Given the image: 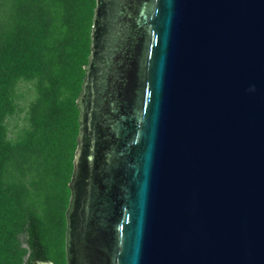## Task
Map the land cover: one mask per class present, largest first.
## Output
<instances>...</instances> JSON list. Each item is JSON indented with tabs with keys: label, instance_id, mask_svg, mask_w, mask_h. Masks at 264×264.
<instances>
[{
	"label": "water",
	"instance_id": "1",
	"mask_svg": "<svg viewBox=\"0 0 264 264\" xmlns=\"http://www.w3.org/2000/svg\"><path fill=\"white\" fill-rule=\"evenodd\" d=\"M78 105L66 264H264V0H96Z\"/></svg>",
	"mask_w": 264,
	"mask_h": 264
},
{
	"label": "trees",
	"instance_id": "2",
	"mask_svg": "<svg viewBox=\"0 0 264 264\" xmlns=\"http://www.w3.org/2000/svg\"><path fill=\"white\" fill-rule=\"evenodd\" d=\"M95 8L96 0H0V264H66Z\"/></svg>",
	"mask_w": 264,
	"mask_h": 264
},
{
	"label": "rangeland",
	"instance_id": "3",
	"mask_svg": "<svg viewBox=\"0 0 264 264\" xmlns=\"http://www.w3.org/2000/svg\"><path fill=\"white\" fill-rule=\"evenodd\" d=\"M21 88H22V87H21ZM20 90H21V89H19V92H20ZM21 91H23V89H22ZM30 96H31V95H30ZM28 98H29V97L26 96V97H25V100H27ZM17 122H18V121H17L16 119L11 120L10 123H9V125H10V129H13V127L16 125Z\"/></svg>",
	"mask_w": 264,
	"mask_h": 264
}]
</instances>
